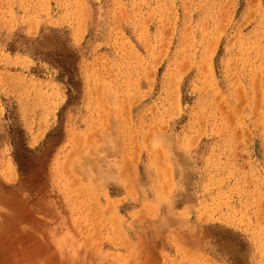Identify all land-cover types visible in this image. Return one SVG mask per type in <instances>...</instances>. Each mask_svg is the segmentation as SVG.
<instances>
[{
    "label": "rangeland",
    "instance_id": "1",
    "mask_svg": "<svg viewBox=\"0 0 264 264\" xmlns=\"http://www.w3.org/2000/svg\"><path fill=\"white\" fill-rule=\"evenodd\" d=\"M0 264H264V0H0Z\"/></svg>",
    "mask_w": 264,
    "mask_h": 264
}]
</instances>
